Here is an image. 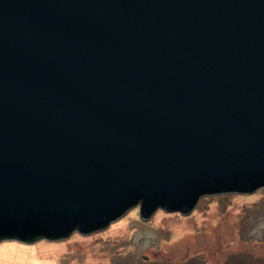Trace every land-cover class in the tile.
<instances>
[{
  "label": "water",
  "instance_id": "water-1",
  "mask_svg": "<svg viewBox=\"0 0 264 264\" xmlns=\"http://www.w3.org/2000/svg\"><path fill=\"white\" fill-rule=\"evenodd\" d=\"M264 188V0H0V241Z\"/></svg>",
  "mask_w": 264,
  "mask_h": 264
},
{
  "label": "rangeland",
  "instance_id": "rangeland-1",
  "mask_svg": "<svg viewBox=\"0 0 264 264\" xmlns=\"http://www.w3.org/2000/svg\"><path fill=\"white\" fill-rule=\"evenodd\" d=\"M0 264H264V188L203 197L190 215L129 209L107 228L58 241H0Z\"/></svg>",
  "mask_w": 264,
  "mask_h": 264
}]
</instances>
